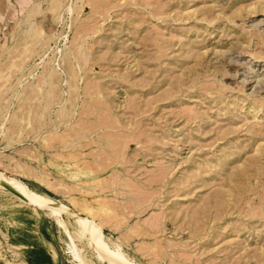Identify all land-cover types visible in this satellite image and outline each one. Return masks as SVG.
I'll use <instances>...</instances> for the list:
<instances>
[{"label":"rangeland","instance_id":"1","mask_svg":"<svg viewBox=\"0 0 264 264\" xmlns=\"http://www.w3.org/2000/svg\"><path fill=\"white\" fill-rule=\"evenodd\" d=\"M0 172V264H264V0H0Z\"/></svg>","mask_w":264,"mask_h":264},{"label":"bare ground","instance_id":"2","mask_svg":"<svg viewBox=\"0 0 264 264\" xmlns=\"http://www.w3.org/2000/svg\"><path fill=\"white\" fill-rule=\"evenodd\" d=\"M247 76V75H246ZM0 179L7 180L9 179L4 173L0 172ZM15 187V183L13 184ZM29 201H33L38 204H44L45 206H48L49 208H52L57 211L64 210L62 207H58L54 204H52L49 200L41 201L38 198H35L33 196L27 197ZM66 210V209H65ZM73 214H76L77 222L82 227L84 231L88 233V235L97 241L102 249H104L106 255L114 261L116 264H127L126 258L120 253L118 249H110L108 245L105 243V241L102 238V233L99 229L93 227V223L91 221V218L87 216L85 212H74ZM75 250V249H74ZM78 256V254H77Z\"/></svg>","mask_w":264,"mask_h":264}]
</instances>
